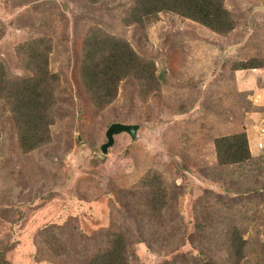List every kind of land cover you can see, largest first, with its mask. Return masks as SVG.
Instances as JSON below:
<instances>
[{"label": "rangeland", "instance_id": "1", "mask_svg": "<svg viewBox=\"0 0 264 264\" xmlns=\"http://www.w3.org/2000/svg\"><path fill=\"white\" fill-rule=\"evenodd\" d=\"M132 6L133 0H0L7 73L30 76L17 50L42 38L56 75L50 140L37 148L20 147L13 112L0 100V264H83L74 245L62 254L61 245L44 239L50 225L59 239L90 237L89 253L101 247L100 230L121 229L131 239V264L192 261L207 239L218 264H264V0H223L234 18L224 33L172 11L128 22ZM92 31L125 41L162 77L153 84L124 77L113 101L97 108L80 78ZM113 122L140 124L137 139L115 134L103 154ZM239 132L251 159L220 165L215 139ZM148 169L160 171L174 193L156 218L140 194H128L143 191L139 181ZM234 228L244 242L240 255L231 244ZM157 238L173 241L149 245Z\"/></svg>", "mask_w": 264, "mask_h": 264}, {"label": "trees", "instance_id": "2", "mask_svg": "<svg viewBox=\"0 0 264 264\" xmlns=\"http://www.w3.org/2000/svg\"><path fill=\"white\" fill-rule=\"evenodd\" d=\"M96 1V0H94ZM160 11H172L188 17L217 32H227L233 28L234 18L223 6V0H133L129 9L127 21L141 22ZM18 54L24 69L30 72L28 77H13L7 73L4 65L0 63V100L11 108L20 147L31 150L50 140V125L53 124L51 115L55 98L51 83L56 75L51 73L48 66L47 53L50 47L42 38L27 41L18 47ZM80 78L92 104L99 109L111 103L117 93L119 82L124 77H131L146 84H153L162 76L155 75V67L151 60L139 57L135 51L123 40L100 37L92 31L84 40L81 57ZM256 66L244 65L242 68ZM217 162L220 165L241 164L251 159L248 141L244 132L223 135L215 139ZM142 188L128 190L131 197L138 194L144 199L145 210L150 218H156L170 206L174 193L166 186L165 176L156 169H148L140 178ZM137 188V187H136ZM260 188H245L243 192L253 193ZM172 193V195H171ZM138 203L132 202V208ZM144 210V212H145ZM56 228L55 225H50ZM47 226L44 239L49 244H58L62 247V254L67 252L69 246L74 245L71 251L83 258V264H131L128 247L131 239L121 229L100 230L101 247L91 249L87 245L91 238L80 234L62 239L57 238L52 228ZM178 225H171L178 229ZM46 231V229H45ZM231 244L236 254L240 255L243 240L237 236V229L232 230ZM93 239V238H92ZM75 240V241H74ZM210 239L201 243L200 252L192 261L179 259L174 264H218L214 256H210L213 244ZM69 241H74L69 243ZM149 243H159V247H168L171 238L152 240ZM78 248V249H75Z\"/></svg>", "mask_w": 264, "mask_h": 264}, {"label": "water", "instance_id": "3", "mask_svg": "<svg viewBox=\"0 0 264 264\" xmlns=\"http://www.w3.org/2000/svg\"><path fill=\"white\" fill-rule=\"evenodd\" d=\"M140 128V124L137 123H124V122H113L111 123L106 132V141L101 144L100 149L103 154L108 152V148L114 142V135L122 132H126L132 140L137 139V131Z\"/></svg>", "mask_w": 264, "mask_h": 264}, {"label": "crops", "instance_id": "4", "mask_svg": "<svg viewBox=\"0 0 264 264\" xmlns=\"http://www.w3.org/2000/svg\"><path fill=\"white\" fill-rule=\"evenodd\" d=\"M262 75V74H261Z\"/></svg>", "mask_w": 264, "mask_h": 264}]
</instances>
